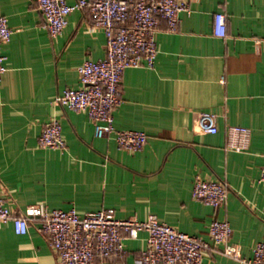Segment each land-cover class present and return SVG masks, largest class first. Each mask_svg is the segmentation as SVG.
<instances>
[{
  "label": "crops",
  "instance_id": "crops-1",
  "mask_svg": "<svg viewBox=\"0 0 264 264\" xmlns=\"http://www.w3.org/2000/svg\"><path fill=\"white\" fill-rule=\"evenodd\" d=\"M188 1L175 31L159 20L154 67L122 74L114 126L148 136L142 150L129 152L113 135L96 137L86 113L54 103L63 89L82 87L79 65L106 56L104 30L89 9H75L62 34L51 38L37 0H0V16L13 30L3 45L7 70L0 80V189L14 214L35 204L81 214L112 208L118 218L156 215L204 240L213 220H225L231 241L252 257L264 242V0ZM216 13L226 15L225 37L214 35ZM200 112L216 115L217 133L200 131ZM52 119L62 125L65 149L38 147ZM230 125L251 130L247 151L225 149ZM198 178L227 182L226 204L195 200ZM147 237L141 231L125 238L121 254L97 264H140ZM0 264L62 262L34 219L25 235L11 221L0 226ZM202 264L239 263L211 243Z\"/></svg>",
  "mask_w": 264,
  "mask_h": 264
},
{
  "label": "built area",
  "instance_id": "built-area-1",
  "mask_svg": "<svg viewBox=\"0 0 264 264\" xmlns=\"http://www.w3.org/2000/svg\"><path fill=\"white\" fill-rule=\"evenodd\" d=\"M44 16V28L51 38L60 36L75 9L88 8L95 27L104 30L106 56L86 60L77 67L81 88H65L56 97V105L84 112L94 125L99 138L115 137L120 149L137 152L147 144L143 131L117 130L114 111L123 102L122 74L129 67L153 68L157 56L155 31L159 20L175 31L180 13L189 11L188 0H37ZM226 15L216 13L214 35L226 36ZM13 34L8 19L0 16V80L7 68L3 45ZM200 131L218 132L216 115L200 112ZM225 149L244 152L249 149L251 130L240 125L226 129ZM39 148L65 149L66 140L59 120L45 125L38 138ZM259 183L264 185V167ZM229 185L225 181L197 179L192 196L214 208L226 204ZM39 219L43 233L49 237L62 264H97V258L108 259L124 250L125 238H137L141 231L148 234L147 246L141 252L140 264H202L203 255L211 243L222 246V253L239 264H264V242H258L252 257H245L239 245L231 241L230 222L213 220L208 228V240L181 232L160 222L156 215L144 220L137 217L118 218L112 208L79 213L76 209L49 210L44 205H29L24 213L14 214L2 197L0 189V226L11 221L17 235L28 233L32 220Z\"/></svg>",
  "mask_w": 264,
  "mask_h": 264
}]
</instances>
